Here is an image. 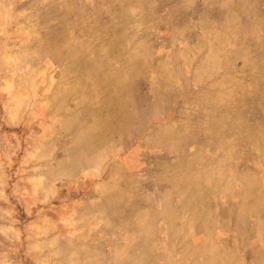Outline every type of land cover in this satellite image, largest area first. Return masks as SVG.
Masks as SVG:
<instances>
[{"label":"rangeland","instance_id":"obj_1","mask_svg":"<svg viewBox=\"0 0 264 264\" xmlns=\"http://www.w3.org/2000/svg\"><path fill=\"white\" fill-rule=\"evenodd\" d=\"M0 264H264V0H0Z\"/></svg>","mask_w":264,"mask_h":264}]
</instances>
